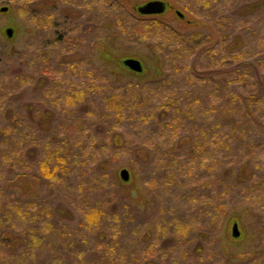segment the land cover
Returning a JSON list of instances; mask_svg holds the SVG:
<instances>
[{"label": "trees", "instance_id": "1", "mask_svg": "<svg viewBox=\"0 0 264 264\" xmlns=\"http://www.w3.org/2000/svg\"><path fill=\"white\" fill-rule=\"evenodd\" d=\"M20 1L26 14L39 3ZM230 1L198 0V3L207 4L215 25L219 26L226 19L221 14L223 4ZM100 10L101 15H107L106 8L100 6ZM34 11L43 22L42 10L36 7ZM263 21L264 17L259 22ZM146 34L145 30L143 35ZM223 42L221 36L218 44L221 46ZM63 46L71 48L67 42ZM263 48V43L249 46L250 53L260 57L264 55ZM159 49L166 53L163 61L167 74L129 87L112 84L91 61H77L74 56L75 64L68 70L75 83L55 79L59 82L53 83L57 103L54 109H44L40 115L34 112L31 117H37V121L29 118L37 124L49 120L47 129L50 120H54L50 131L46 129L36 145L30 127L22 126L7 110L2 112L0 134L7 138L0 139V241L7 240L9 248L0 250V264H14V260L18 264H68L61 248L64 240L73 247L67 253L73 264H153L154 260L173 254V242L185 246L191 241L189 237L196 238L191 241L195 253L202 248H210L209 251L204 255L194 254L195 259L190 263L184 262L181 252V258H172L171 264H212L216 257L213 248H218L215 238L224 217L229 209L240 205L251 211V227L260 247L259 256L249 258L246 264H264V99L251 82L257 69L248 64L227 66L235 56L228 58L220 52L212 54L210 59L204 54L198 57L196 45L190 42L181 47L185 54L173 47L170 52L163 47ZM192 55L198 65L180 64V56ZM258 63L264 67V61ZM248 67H251L250 81L243 76L245 70L242 71ZM204 69L208 70L199 75ZM198 82L205 95L214 99L211 104L200 103L199 96L193 92L201 88L196 86ZM204 84H211L210 90ZM118 87L123 90L117 91ZM260 88H264L263 82ZM99 89V101L105 104L89 106L90 101L95 105ZM7 95L8 91H0V99ZM61 98L77 102L80 107L70 108L69 101L65 108ZM112 102L119 105L113 107L114 120L108 118ZM117 122L120 127L126 126V134L120 138L113 128ZM21 138L25 139L24 146L17 141ZM111 145L119 150L116 154L111 153ZM10 148L14 150L7 153L6 149ZM137 149L143 153H133ZM38 151L41 160L33 167L37 182L43 185L41 199L7 194L1 186L4 177L16 170H29L30 165L21 164L27 163L22 157H32ZM129 158L153 199L151 212L157 214L154 220L132 224L130 218L139 217L138 212L115 195L112 163H128ZM54 194L80 213L81 222L72 229H66L57 219L60 207L46 201ZM169 194L171 199L173 195V202L166 203L164 199ZM172 213L168 224L167 215ZM233 222L238 221L233 219ZM159 226L165 233H161ZM149 230H154V234ZM169 238L173 242L165 244ZM77 242L84 244L90 253L84 254V249L73 251Z\"/></svg>", "mask_w": 264, "mask_h": 264}, {"label": "rangeland", "instance_id": "2", "mask_svg": "<svg viewBox=\"0 0 264 264\" xmlns=\"http://www.w3.org/2000/svg\"><path fill=\"white\" fill-rule=\"evenodd\" d=\"M38 1L39 3L34 4L29 13L26 14V10L21 7L22 2L20 0H0V91H8V95L4 99H0V115H3L2 112L7 110L10 116L22 122V126L30 127L32 129L30 133L35 134L34 145L42 140L45 132L50 131V125L54 120H50L51 124L48 125L47 129L46 124L49 120L44 119L45 124L44 122L37 124L30 121L29 118L34 112L40 115L43 114L44 109H54L53 105L57 103L56 94H53L54 91L56 92L53 83L59 82L55 80L58 78H62L64 82L75 83V77L70 74L68 69L72 68L75 61L79 59L91 61V65L98 68L114 85L121 87H129L133 84L143 85L167 74L166 62L163 61L166 53H161L159 47H163L167 52H170V47H173L181 54L182 52L185 54L181 47L184 43L190 42L196 45L195 54H198V57L204 54L210 59L212 54L220 52L226 54L228 58L230 55L236 57V59L235 57L231 58L227 66L233 67L232 65L235 64L237 67V64H240L241 67H244L243 64H248L252 68L255 67L257 74L251 77V82L254 83L255 90H258L264 99V88H260L262 82L264 85V67L258 63L264 61V55L255 56L249 50L251 43L264 44V21L259 22L264 17V0H229L230 2L223 4L221 14L226 19L221 21L219 26L215 25L207 4L198 3V0H163L168 3L172 10L153 18L143 16L138 10L139 6H143L149 0H72L67 3H55L50 0ZM5 6L7 10L1 11V8ZM100 6L107 9V15H101ZM36 7L42 10L43 22L39 21L40 19L34 11ZM173 8L181 10L189 22L175 18ZM8 28L12 29L11 36L7 34ZM261 28L262 30H260ZM145 30L147 34L143 35ZM221 36L222 39L224 38V42L220 46L218 42ZM66 42L70 43V49L63 46V43ZM262 52L264 54V48ZM238 55L240 58L237 57ZM74 56L76 60H74ZM193 56H180V64L183 65L184 63L187 67L191 63L198 65ZM126 58L138 59L143 66V71L134 73L124 67L121 61L123 62ZM197 60L199 61V58ZM65 62L67 64L65 68H62ZM251 67L242 68V71L245 70L243 76L247 81H250L249 72L251 69L249 68ZM207 70H201L198 74L203 76L202 72ZM199 84V82L196 83V86L201 88L193 89V92L199 96L200 103L211 104L210 102H213L214 99L211 95L210 99L209 94L205 95L202 86ZM204 86L210 90L211 84H204ZM113 87L115 88V86ZM121 87L116 88V90L122 91ZM100 91L101 89L94 99L95 105L90 101L89 106L105 104L104 101H99ZM60 101L65 108L68 106L73 109L80 107L77 102L75 104L68 98H61ZM69 101L70 105L66 106L65 104ZM114 104V102H112V106L109 104L112 113L108 117L113 120L115 119L113 118V107H119V105ZM31 119L37 121V117H31ZM113 128L119 138L121 134H126V126L125 128L120 127L118 122L114 123ZM111 133L113 135V132ZM28 135L29 133L25 134L24 138ZM3 138L7 137L0 134V139ZM24 140L21 138L17 141H21L24 146ZM110 143L112 144L111 140ZM13 148L6 149V152L8 153ZM110 148L112 154L119 151L114 149L112 145ZM137 150L133 153H143L142 150ZM38 153L39 151L35 152L32 157L22 154V158L27 163L22 162L21 164L23 166L30 165L29 170H16L12 173L9 172L4 177L1 186L7 190V194H13L22 199L28 197L41 199L43 193L41 187L43 185L37 182L33 167V164H37V161L41 160V157L37 155ZM12 155L14 156L16 153L14 152ZM128 160V163L123 162L120 165H117L116 162L112 163L113 181L116 182L117 186L115 195L120 196L122 201L129 208L132 207L136 214L138 212L139 217L130 218L132 224L141 223L146 219L148 221L154 220L157 214L151 212L154 204L153 199L139 180V175L132 165L133 160L131 158ZM121 168L128 169L130 175L128 181H123L120 178L118 172ZM70 176L71 174H67V177ZM164 200L166 203L169 200L173 202V195L172 199L171 194H169L167 197L165 196ZM46 201L55 207H60V217L56 218L63 222L62 225L66 229H72L81 222V215L75 207L61 199L57 194L50 195ZM183 208H185L184 205ZM171 217H173V213L167 215L166 221L168 222ZM136 218L139 220L135 221ZM233 219L238 221L240 230L238 237L231 234ZM252 220L251 211L245 205L228 210L215 238L218 248H213L216 250V257L212 264H221L223 263L222 260L226 261L225 264H246L248 263L246 260H250L249 258L254 259V257L259 256V239L251 227ZM151 222L154 223V221ZM11 224L10 222V226ZM132 227L134 228V226ZM113 229L115 230V228ZM160 229L162 234L165 233L163 228L160 227ZM170 230L172 227L169 228ZM150 232L154 234V230ZM193 239L189 237V240L193 241ZM6 241L5 239L0 241V250L9 248ZM191 241L180 247L169 238L165 244L169 245L173 242V254L154 260L156 263L153 264H171L172 258L174 260L181 257L184 262L190 263L195 259L194 254L204 255V252L210 249L202 248L200 252L196 251L198 253H195ZM203 244L204 242L201 241V245ZM83 245L81 246L80 242H77L73 251L84 249L83 253L89 254L90 250H86ZM70 246L72 247L68 241L64 240L61 248L65 250L64 257L68 264H73V260L67 254L68 251L71 252L70 250H72ZM181 252L184 255L181 256ZM202 257L205 259V256ZM227 261L229 262L227 263ZM18 263L14 260V264Z\"/></svg>", "mask_w": 264, "mask_h": 264}, {"label": "water", "instance_id": "3", "mask_svg": "<svg viewBox=\"0 0 264 264\" xmlns=\"http://www.w3.org/2000/svg\"><path fill=\"white\" fill-rule=\"evenodd\" d=\"M161 4H162V2H159V1L148 2L145 5L139 7L138 10L141 12H144V13L145 12H147V13L159 12V11H162V8L160 7ZM6 10H7L6 6L1 8V11H6ZM6 31H7V34L9 36H11L12 29L8 28ZM123 65L128 67L129 69L135 71V72H142L143 71V66L138 59L126 58L123 60ZM119 176L123 181H128L130 178L128 169L127 168H121L119 170ZM231 234L234 237H238L240 235V230H239L237 222H234L232 224Z\"/></svg>", "mask_w": 264, "mask_h": 264}, {"label": "flooded vegetation", "instance_id": "4", "mask_svg": "<svg viewBox=\"0 0 264 264\" xmlns=\"http://www.w3.org/2000/svg\"><path fill=\"white\" fill-rule=\"evenodd\" d=\"M152 1L162 2V4L160 5V7L162 8V11H159V12H149V13H147V12L144 13V12H141L140 11V13H142V15L145 16V17H147V18H153V17H156L158 15H161V14L166 13L168 10H172L169 7V5H168V3L166 1H163V0H149L148 2H152ZM148 2H146V3H148ZM139 7H141V6H139ZM173 13H174L175 18H177L178 20H180V21H188V20H186V15L181 10H179L178 8H173ZM126 68L129 69L128 67H126ZM129 70L131 72H134V73H139V72H135V71H133L131 69H129Z\"/></svg>", "mask_w": 264, "mask_h": 264}]
</instances>
